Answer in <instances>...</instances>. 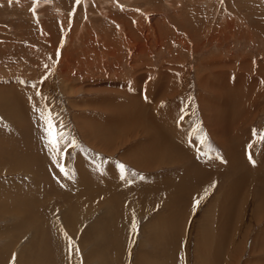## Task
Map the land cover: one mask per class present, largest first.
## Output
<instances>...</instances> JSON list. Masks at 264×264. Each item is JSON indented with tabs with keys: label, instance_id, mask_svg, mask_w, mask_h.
<instances>
[{
	"label": "rangeland",
	"instance_id": "1",
	"mask_svg": "<svg viewBox=\"0 0 264 264\" xmlns=\"http://www.w3.org/2000/svg\"><path fill=\"white\" fill-rule=\"evenodd\" d=\"M204 74L235 110L259 89L242 136L264 151V0H0V264H217L222 187L146 126L222 153ZM254 215L232 264L253 258Z\"/></svg>",
	"mask_w": 264,
	"mask_h": 264
},
{
	"label": "bare ground",
	"instance_id": "2",
	"mask_svg": "<svg viewBox=\"0 0 264 264\" xmlns=\"http://www.w3.org/2000/svg\"><path fill=\"white\" fill-rule=\"evenodd\" d=\"M229 81L230 80H228V82ZM200 83L210 94V96L209 94L208 96L204 94L201 95L202 105H207L211 111L216 112L213 114L212 120L207 126L210 129L211 136L222 144V153H216V151L207 152L197 147V155L200 154L199 158V156L191 154L188 150L189 147L186 148L183 143L169 140L167 136L161 132L160 124L155 119L150 118L149 124L146 126L154 129V133L156 132L158 134H153L154 140L158 142L160 140L162 146H166L167 143L169 144L166 149L164 148L165 150H163L162 153L164 152V154L166 153L165 155H169L171 162L174 160L179 162L181 166L184 164L188 169L187 176L190 180L191 178L195 180L196 185L200 186L205 184V187L210 185V189L213 185L217 184L222 187L218 198L220 208L217 210V227H215L214 230L216 241L214 240L213 243L216 249L215 251H211V254L214 255V260H216L217 264H224V262L225 264H232L234 263V257L238 255L237 252H239V254L241 253L238 248H243V236L247 231L245 228L247 213L250 215L253 213L256 214L254 216L257 217L254 219L257 222L261 219L258 214L264 215V151L255 152L253 150L255 148L251 147L249 143H246L245 138L242 136L247 124V118L250 116V113H252L251 111L255 106V102H257L259 89L257 88L258 90L256 91L250 90L247 94V96L251 95V97L248 98L250 100L235 110L232 108V103L234 102L232 101L231 103V100L228 99L229 96L225 94L226 92L214 86L209 74H204ZM232 96L230 97L231 99ZM217 101H220L219 105ZM241 103L243 102L241 101ZM243 121L245 122L244 124L242 123ZM157 136L160 139H158ZM109 143L111 144V141ZM151 157L149 156V158ZM158 158L159 157H157V159ZM164 159L167 160V157H164ZM135 164L138 165L137 163ZM156 183L157 184H154L153 187L155 185L156 187H158L157 185H159V187L164 185V183L160 184L158 181ZM249 184L254 186L249 187ZM164 186L167 187V185ZM166 187L162 188L166 189ZM253 188L254 190L250 192V189ZM202 195L204 194H201V196ZM255 242L256 246L253 247L252 252L253 258L247 264H264V226L260 229V233L256 235ZM200 246L202 245L200 244ZM162 253L164 254V252ZM144 258L149 257L145 256ZM235 264H238V261L235 260Z\"/></svg>",
	"mask_w": 264,
	"mask_h": 264
},
{
	"label": "snow or ice",
	"instance_id": "3",
	"mask_svg": "<svg viewBox=\"0 0 264 264\" xmlns=\"http://www.w3.org/2000/svg\"><path fill=\"white\" fill-rule=\"evenodd\" d=\"M9 2H11V0H9ZM77 2H79V0H77ZM33 11H34V9H33ZM37 94L40 95L39 92ZM45 120H46L45 131H46L47 137L49 138L50 144H52L53 147L55 148V145L58 144V140L63 138V133L58 130L55 133V135L57 137V140L56 141H53L51 139V137L53 136V133H52V130H51L52 129V121H51L50 115L49 116H46L45 117ZM262 139H264V137H262ZM120 168H121V172L123 173V171H124V165L121 164L120 165ZM61 171H63V168H61ZM199 203H200V200H195L194 201V205H197Z\"/></svg>",
	"mask_w": 264,
	"mask_h": 264
}]
</instances>
